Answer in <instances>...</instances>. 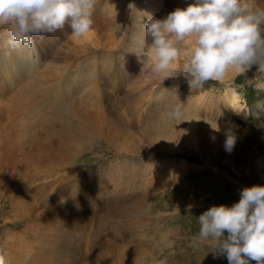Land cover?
<instances>
[{"label":"bare ground","instance_id":"obj_1","mask_svg":"<svg viewBox=\"0 0 264 264\" xmlns=\"http://www.w3.org/2000/svg\"><path fill=\"white\" fill-rule=\"evenodd\" d=\"M189 2L97 0L93 24L85 36H73L66 26L55 33L34 35L33 49H11L0 35V183L14 173L7 185L14 188V192L27 189V194L16 199L18 208L15 210L22 211L23 217L28 218L23 226L26 236L19 233L17 237L12 226L0 231V243L6 249L5 254L0 253V264H62L68 256L74 264L79 261L81 248L77 243L64 242L54 250L40 243L50 240L48 230L52 225L77 221L82 207L80 191L66 194L67 187L71 178L77 176L75 170H81L78 155L82 147L93 143L95 135L104 136L113 146L117 145L118 152L123 150L126 154H143L145 149L137 147L144 145L140 142L145 140L164 151L189 144L209 160L210 157L200 151L202 137L213 146L209 151L220 155L219 148H225L226 130L233 131L231 119L236 115L245 116L236 111L247 107L246 101L238 102L235 111L221 101L224 87L218 92L192 90L184 77L187 73L179 69L186 55L177 57L176 73L163 79L146 63L142 65L136 51L132 50L147 47L150 37L144 31L143 22L148 14L163 17ZM259 7L264 8V3ZM7 29L8 25H0V34ZM255 64L246 70L247 79L261 78ZM129 66L132 68L128 69ZM232 76L229 72L227 78ZM81 88L94 94L91 111L82 105ZM172 113H178L177 118L174 119ZM22 119L26 123L21 124ZM112 126L126 135L119 137V133L110 130ZM109 134H113V138ZM251 134L255 138L257 129L247 134L241 131L235 144L239 142V147L244 146ZM87 137L91 138L85 140ZM262 142L256 147L264 146ZM232 150L227 152L231 154ZM214 158L218 157L214 155ZM63 160L67 161L66 165L60 163ZM153 161L158 164L145 165L141 168L142 175L136 178L133 171L123 170L121 161L116 160L111 177L118 185L114 193L134 195L141 186L153 188L157 173L160 176L170 169H178L168 159ZM38 170L43 175L53 176L41 182V192L49 193L48 188L55 185L57 193L67 199L56 214L53 205L50 209L33 208L28 185ZM102 199L106 198L102 196ZM49 213H52L49 220L42 218ZM38 217L46 221L47 226L43 223L41 226ZM22 252L26 256L20 259Z\"/></svg>","mask_w":264,"mask_h":264},{"label":"rangeland","instance_id":"obj_2","mask_svg":"<svg viewBox=\"0 0 264 264\" xmlns=\"http://www.w3.org/2000/svg\"><path fill=\"white\" fill-rule=\"evenodd\" d=\"M253 2L259 7L264 0H253ZM261 26L264 30V23ZM254 66L257 67V73L261 74V78L258 79H264V70L259 69L257 63ZM131 68L132 66L128 67V69ZM184 77L188 81V77ZM252 79V83H249ZM253 83L255 79H247L246 73L234 79L235 86L248 106L254 105L250 110L255 109L258 101H264V90L256 89ZM223 87L224 85L220 82L209 80L201 89L218 92ZM81 92L83 107L91 111L94 94L82 88ZM261 109H264V103L247 117L236 115L231 119L236 136L243 130L247 134L252 129H257L255 138L251 134L241 147L237 142L231 154L223 147L219 148L220 155L210 152L213 146L205 143L201 137L200 151H203L204 156H209V160L201 156L199 151L189 144H186L188 147L164 151L154 148L152 143L145 140L140 142L144 145L136 146L145 149L143 154L138 156L126 154L123 150L118 152L117 145L113 146L104 136L95 135V141L91 142L92 145L82 147L78 155L81 170H75L78 177L71 178L67 187L66 194L80 191L82 207L77 215V221L66 220L65 224L52 225L48 230L50 240L48 238V242H41L40 245L54 250L59 249L64 242L69 245L77 243L81 248V254L76 264H149L148 251L159 254L161 234L171 231L175 240L174 249L171 252L164 249V252L169 255L170 264H229L226 255H214L210 251L211 246L207 243L192 246L191 238L198 233L197 216L203 210L212 204L221 202L231 204L238 200L240 189L244 185L264 183V146L256 147L260 141L264 142V111ZM110 130L119 133V137L126 135L120 133L122 131L117 127L112 126ZM109 135L111 138L114 136ZM90 138L84 139L89 140ZM214 155L218 158H214ZM159 159L172 161V165L177 166L178 169H170L160 176L157 173L153 188L141 186L142 188H136L137 192L134 195L114 193L118 185L111 177L114 174L116 160L121 161L120 166L123 170L133 171L134 177L139 178L142 175L141 168L155 164L157 162L153 160ZM29 161L33 160L29 159ZM60 163L66 165L67 161L63 160ZM10 175L11 178L9 176L6 178L8 181L5 180L6 184L5 181L0 183V231L12 226L17 237L19 233L26 236L23 226L28 218L23 217L22 211L15 209L18 208L17 200L23 193L27 194V189L14 192V188L7 185L14 178V173ZM49 177L53 176L43 175L41 170L35 172L30 178L32 180L28 185V193L31 194L30 199L34 209L36 207L50 209L53 205V213L56 214L59 206H64L67 199L65 195L57 193L55 185L48 188L49 193L41 192V182ZM168 177L169 181H167ZM170 183H172L171 186H169ZM102 196L106 199L103 200ZM51 214L42 216V218L49 220ZM38 223L41 226H47L46 221H41L40 218ZM39 232L42 233V231ZM41 233H39L40 236ZM0 251L4 254L6 252L1 243ZM25 256L23 255L20 259ZM14 261L17 262L16 259ZM62 264H74V260L71 261V256H68L66 262Z\"/></svg>","mask_w":264,"mask_h":264},{"label":"clouds","instance_id":"obj_3","mask_svg":"<svg viewBox=\"0 0 264 264\" xmlns=\"http://www.w3.org/2000/svg\"><path fill=\"white\" fill-rule=\"evenodd\" d=\"M96 3L97 0H0V25H8L7 32L0 35L11 49H33L34 35L55 33L66 26L73 36H85L93 24ZM262 23L264 8L255 6L253 0H190L163 17L148 14L143 22L150 37L147 47L132 50L142 65L146 63L163 79L176 73L177 57L186 55L179 69L188 74L190 88L198 90L206 81H218L224 85L221 101L236 111L243 97L234 77L245 73L253 63L264 70ZM229 72L232 78H227ZM253 87L264 90V79L255 78ZM262 103L258 101L254 110L247 106L236 112L247 117ZM177 116L172 113L174 119ZM20 123L26 121L22 119ZM235 141V133L227 129L225 149L231 151ZM197 219L199 230L191 238L192 246L207 243L214 255H226L229 264H264V183L244 185L238 200L212 204ZM174 244L171 231L162 233L160 253H147L149 264H170L164 249L171 252Z\"/></svg>","mask_w":264,"mask_h":264}]
</instances>
